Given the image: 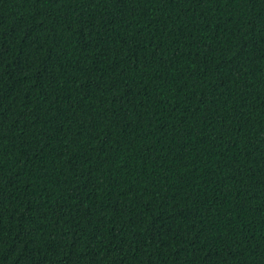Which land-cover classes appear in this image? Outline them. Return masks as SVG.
Wrapping results in <instances>:
<instances>
[{
    "label": "trees",
    "instance_id": "16d2710c",
    "mask_svg": "<svg viewBox=\"0 0 264 264\" xmlns=\"http://www.w3.org/2000/svg\"><path fill=\"white\" fill-rule=\"evenodd\" d=\"M0 264H264V0H0Z\"/></svg>",
    "mask_w": 264,
    "mask_h": 264
}]
</instances>
